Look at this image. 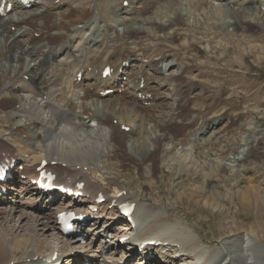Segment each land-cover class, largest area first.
Listing matches in <instances>:
<instances>
[{
    "label": "bare ground",
    "instance_id": "1",
    "mask_svg": "<svg viewBox=\"0 0 264 264\" xmlns=\"http://www.w3.org/2000/svg\"><path fill=\"white\" fill-rule=\"evenodd\" d=\"M5 1L12 8L14 6L25 7L20 0ZM108 1L110 0H100L101 3ZM124 1L127 2L125 7L119 0H114L116 4L120 3L114 9L109 4V11L118 19L119 25L122 26L121 31L117 32L109 23H105L103 27L95 25L98 19L91 7L88 10L92 15L86 17L80 28L77 27L76 23L67 21L68 15H73L74 11L84 12L85 9L80 6L81 0H60L57 5L50 0L49 6L38 13L32 14L25 21L11 19L4 21L0 19V38H2L0 47L3 52L0 60L6 58L10 60L9 74L6 81L7 89L2 87L5 74H0V93L2 94L0 97V113H2L0 122L2 118L10 119L12 117H25L31 122V129L26 133L28 136L26 139L24 138L25 140H19L9 133L6 134L7 132L4 133L5 130L0 132V159L3 155L9 156L12 160L25 165L26 168L31 166L32 169L38 167L41 161L45 160L48 163L47 168L56 174L57 184L65 185L69 189L83 193L82 197L77 198L62 196L60 199L67 201V205L63 206L61 204V207L58 205L57 208H53L48 205L53 201V196L41 195L30 184L29 180L18 179L9 187L6 184H0V208L5 209L4 214L0 215V220L12 221V215L17 213L14 210L18 209L21 212L18 213L20 216H18L19 219L13 229L17 230L16 227L20 228L18 224L26 222L30 224V229L33 232L28 241L24 237L19 239L16 234L14 236L19 240L14 238L6 241L3 236H0V242H3L0 251V264H48L54 256H56V259L53 262H63L65 259L62 264H75L78 255L70 257L68 255L79 250L80 254L84 252L79 264H132L137 247L149 240L161 241L162 245L146 247L141 254L139 253L138 257H141V259L135 264H142L143 259L144 264H176V260L182 261V264H249L248 262L264 264V246L248 233H245L240 240L236 236L239 243H233L220 249L219 254H214L210 258L204 257L202 250H199L196 239L189 240L182 226L173 221L170 214L165 210L157 208V205L154 206L149 196L143 195V193L134 195L135 193H132L129 188L117 187L115 178L104 173L100 159L101 154L108 153L109 148L106 151L102 127L109 130V144L112 146L110 151H115L116 155H129L124 144L126 140L127 142L132 141L155 154L160 149L158 145L163 143L162 138L165 136V131L159 129L160 122L158 119L160 116L156 113H150L159 104L158 99L161 97L160 93L156 94L153 84H157L162 77L163 80L173 82L172 77L177 81L181 77V72L186 75L191 74V71H188L187 68L180 73L170 72L171 68L178 67L181 64V58L169 56L166 53L159 54L158 52H156V55L161 58L156 64L153 62V58H149L145 64L148 67L146 70L143 68L128 73L127 66L130 64L126 66V63H129L132 59L141 58L144 52L148 55L149 50H136V47L125 48L121 41L131 40L136 46L135 40L137 34L141 33L140 29H145V31L149 29L141 27L135 21H139L141 24L147 22L146 25L157 24L162 28L172 27V32L168 33L166 30L162 32L161 30L160 34L162 35L158 34L156 36L152 33V31L156 32L152 25L149 30L150 33H147L154 36L155 39H165L162 36L175 33V27L182 25L181 28H184V25H186L185 19H182L184 14L188 13L196 18L190 7L193 2L196 4L198 0H166L158 7L153 6L154 10L147 18L138 16L135 11L131 10L132 7L128 6H133L134 3L140 4L141 0ZM204 1H210L213 13L209 12V19H212L216 24L231 26L236 23L232 16L236 9L232 11L229 7H232L238 0ZM255 1L258 0H249V3ZM66 5H68L67 9ZM176 8L177 10H180V8L183 10L182 13L179 12L181 15L179 14L176 18L168 17L169 13L176 10ZM247 8L249 9L246 10L245 14L247 15L243 16V21L254 24V16L258 9L251 10L250 6H247ZM128 11L129 14H127ZM240 11L243 12V10ZM259 11L263 10L259 8ZM120 15L128 16L123 17ZM0 17H2L1 14ZM158 19L160 20L157 21ZM38 20H42L40 28H37L36 22ZM127 21L135 23L129 24ZM26 25L29 28L23 29V26ZM10 26H15L16 30L14 32L10 31ZM188 26L186 25V28ZM87 31H90V33L89 36L85 37ZM129 31H131L130 35L127 34ZM31 32H37L40 39H33ZM74 37L78 43L81 42V47L76 52L79 53L80 50L85 48L91 54L84 61L80 55L77 57L69 50L68 44ZM25 38L27 40L24 41ZM15 46L17 47L15 48ZM224 46L227 47L226 42ZM23 56H29L31 63L24 66L21 60ZM217 60L215 59V61ZM235 61L237 60L231 59V63ZM238 63L240 62L238 61ZM227 66L230 67V64L227 63ZM105 67L112 68L113 72L109 77L102 78ZM167 67L169 68L167 69ZM148 70H151L152 73H149ZM119 73H127L128 82L123 83L121 94L117 96L115 92H118L122 83L118 81ZM73 74H75V80L71 81ZM204 75L206 76V74ZM23 76H27L28 81H25ZM78 76L81 77L79 83L76 78ZM75 90L81 91V95L78 96L80 99L78 105L69 99L75 96ZM108 90L110 93L104 95V92ZM101 100L103 101L101 102ZM107 100H114V102ZM167 100H171V104L179 103L176 96L170 97V99L167 98ZM144 103H149L146 111H142L144 110ZM136 105H140L142 110L137 109ZM144 117H150L151 122H147ZM112 120H117V125L114 126L111 123ZM89 121L95 123L96 131L90 129L88 126ZM148 125H151V130L147 127ZM125 128H129V130L127 132L122 131ZM206 130L207 128L204 127L197 132L198 141H201L200 136ZM217 133L219 131H213L211 133L212 138ZM87 135L91 140L85 139ZM132 135H135L134 139L131 138ZM115 141L118 146L115 145ZM34 142L41 144L40 151L33 145ZM174 142H170L171 146L168 144L163 145L167 161L178 163L182 168L194 164L191 149L186 146L190 144L189 146L192 148L191 138L185 144L186 150L180 144V141L178 143ZM116 146L118 150L115 149ZM176 147L179 148L178 151L175 149ZM148 150L146 151L148 152ZM98 153H100V158H95ZM233 159L235 162H241L244 157L240 155L239 157H233ZM132 162L134 165L131 166L134 168L139 164L134 160ZM52 163L55 165L50 166ZM77 166L79 167L77 168ZM85 167L86 170H84ZM95 175L100 176L107 184L116 186L111 195L110 192L108 193L102 188ZM79 183H83L82 190H76ZM2 191L10 196L3 195ZM120 193L123 194L117 197V194ZM28 194L30 195L26 198ZM98 194H102L108 200V204L112 201L116 203H133L132 221L137 226V231H132L131 223L124 224L125 222H121L123 225L113 227L112 220L119 221L122 218H117V215L112 217L110 212L104 214L102 204H95ZM94 208H97L98 212H93ZM44 209L47 211L42 212ZM61 211H73L77 215H86L93 218L87 225L85 232L93 233L92 237L89 236L91 240L95 235L98 236L97 238L100 237L98 247L92 250V245H89L86 246L88 250L85 251V247H79V250L72 249L73 245H77L80 241L77 240L78 235L69 238L60 234L56 215ZM101 219L104 220L100 229L99 222ZM77 228L82 229L80 226H77ZM39 236L44 237L43 241H46L44 239L48 237L51 238V242L48 241L47 249L42 252L36 251L42 242V240L36 241L35 237ZM112 236H116L117 239L121 236H128L129 244L125 248L118 246L112 248L117 241L115 239V242H110L108 239ZM6 246L14 248L18 246L17 249L21 250L22 254L19 257L11 256L4 251ZM68 246L72 247H70V251L66 250ZM110 248L112 251L108 256L107 252ZM162 248L174 254L166 253L163 255L164 259L161 260L150 259L153 251H165L161 250ZM218 255L221 258L214 261L213 257ZM186 259L190 260L186 261Z\"/></svg>",
    "mask_w": 264,
    "mask_h": 264
},
{
    "label": "rangeland",
    "instance_id": "2",
    "mask_svg": "<svg viewBox=\"0 0 264 264\" xmlns=\"http://www.w3.org/2000/svg\"><path fill=\"white\" fill-rule=\"evenodd\" d=\"M165 1L141 0L140 4L137 3L134 8L132 5L128 6H131V10L135 11L138 16L147 18L154 10L153 6L158 7ZM119 2L123 4L125 1L119 0ZM109 4L111 6L119 5L114 0L106 3H101L100 0H81L80 6L85 9L84 12L74 11L73 15H68L67 21L76 23L77 27L80 28L86 17L92 15L88 10L91 7L95 17L99 20L98 26H103L104 23L109 22L116 31H121L122 26L119 25L120 27H118L110 22L111 17L113 22L119 23L118 19L109 11ZM46 5L47 0H42L28 9H17L16 11L13 9L3 19L6 20L13 14V20L27 19L31 15L29 13L33 12L34 9L39 12ZM211 6L210 1L198 0L196 4L193 2L190 9L196 18L188 13L182 16V19H185V24L190 27L186 28V25H184V28H181L182 25L175 27L176 34L174 32L173 34H167V36L164 34L162 37H165V39H155L154 36L147 33H150L149 30L152 25L156 31H152V33L156 36L158 34L162 35L160 34L161 30L162 32L164 30L168 33L172 32V27H165V29L157 26V24L146 25L147 22L141 24V22L135 21L141 27L149 29H146V31L140 29L141 33L137 34L135 40L136 46L128 39L122 40L121 44L125 48L136 47V50L143 49L149 50V52L148 55L144 52L146 57L142 58V62L136 61L131 64L141 68L147 62V58H153L154 63L161 58L156 55V52L159 54L166 53L169 56L180 57L182 60L181 64L172 68L171 71L180 73L187 68L188 71H191V74L186 75L181 72V77L177 81L173 77V82L163 80L164 86L168 87H163L162 81L155 86L156 94L160 93L162 98L159 97V104L150 113H156L160 116L158 119L160 125L158 126L160 130L165 131V136L162 138L163 143L158 145L160 149L155 154L138 146L131 140V142L126 140L124 144L129 155H116L115 151H110L112 146L109 144V130L102 127L103 142L106 144L105 149L106 151L109 149L108 153L101 154L100 159L106 175L115 178L117 187L129 188L132 193H135L134 195L143 193V195L149 196L154 206L157 205V208L165 210L170 214L173 221L182 226L189 240L196 239L199 250H202L206 258L219 254L220 249L224 247L239 243L236 236L240 240L245 233L251 234L258 240V243L264 246V0L253 3H249V0H238L237 3H234L229 8L232 11L236 9V12L232 13L236 23L231 26H222L209 19L213 10ZM247 6H250L251 10L258 9L254 16V24L243 21V16L247 15L245 12L249 9ZM259 8L263 11H259ZM240 10H243V14ZM182 11L181 8L180 10L176 8V10L169 13L168 17L176 18ZM135 22H129V24ZM36 24L37 28H40L42 20H38ZM14 29L12 27L11 30ZM130 32L127 34L130 35ZM88 35L89 32L87 31L85 37ZM32 37L38 38V33H33ZM225 42L226 48L224 46ZM75 44L78 46L76 39L72 44H69V49L76 56L73 47ZM2 54L0 47V58ZM80 54L82 60L90 57L86 50L78 53V55ZM28 59L25 58V61H28ZM215 59L218 60L215 61ZM231 59L237 61L231 63ZM173 60L175 61V58ZM227 63L230 64V67L227 66ZM9 64V58L0 60V74H5L2 82L4 89H7L6 81L9 74ZM189 67L190 69H188ZM126 77L122 76L120 81L125 82ZM176 93H180L181 97ZM74 94L75 98L72 99L75 102L74 104L78 105L80 102L78 96L81 93L75 90ZM173 96L178 97L179 102L181 99V103L177 104V112L172 108L175 104H171V100H167V98L170 99ZM110 102H114V100ZM135 107L141 109L140 105ZM0 116H2V113H0ZM2 119L0 132L5 130L4 133L7 132L6 134L9 133L19 140H25L24 138L28 136L26 133L31 129L29 120L25 117ZM145 120L151 122L152 119L146 117ZM113 124H115V121H113ZM88 126L93 131L97 129L92 121L88 122ZM147 127L151 130V125ZM204 127L207 130L200 136L201 141H198L196 134ZM211 130L219 131V133L214 134L212 138L211 133L213 131L211 132ZM131 138L134 139L135 135H132ZM190 138L192 140L191 145L193 144L192 148H190V144L186 146L191 149L192 159L195 163L182 168L178 163L168 162L163 145L168 144L171 146V141L177 143L180 141V144L185 147ZM85 139L90 138L87 135ZM114 143L118 146L116 141ZM33 145L39 151L41 150V144L34 142ZM117 146L115 147L116 150H118ZM187 147H185V150ZM175 149L179 150L177 147ZM240 155L244 159L241 162H235L233 157H239ZM95 158H100V153ZM132 160L139 163L136 168L131 166L134 165ZM27 168L32 170L29 166ZM99 177L95 175L102 188L104 187L106 191L110 192L109 194H112L116 186L107 184ZM59 203L60 207L61 204L63 206L67 205V201L63 199H60ZM56 206V202L53 203V207ZM105 208L110 210L107 204H105ZM4 210L0 208V215L4 214ZM14 212L17 213L12 215V221L0 220V236L9 241L16 238L14 236L16 234L19 239L24 237L28 241L30 235L33 234L30 224L22 222L18 224L20 228L13 229L21 211L17 209ZM91 221V219H88L89 223ZM118 225V222L113 223V226ZM99 226L101 229L102 223ZM89 236H92V233L85 234V243H82V246L79 244L73 245V248L68 246L66 250L70 251V247L75 250H79V247H85L84 250H88L86 246L89 245H92V250H94L99 244V238L93 236L94 238L91 240ZM35 238L36 241H40L44 237ZM115 238L112 236L111 240L113 241ZM44 240L46 241L42 240L41 245L36 249L37 252L46 250L47 245H49L48 241L51 242L50 237ZM0 243L1 251L3 242ZM17 247L6 246L4 251L11 256L19 257L22 251ZM161 250L165 249L162 248ZM156 253L161 254L160 256L157 255L158 260L164 259L163 255L166 253L174 254L166 250L156 251ZM220 258L219 255L214 256L213 260L216 261ZM189 260L186 259V261ZM248 263L254 264L252 262ZM176 264H182V261L176 260Z\"/></svg>",
    "mask_w": 264,
    "mask_h": 264
}]
</instances>
